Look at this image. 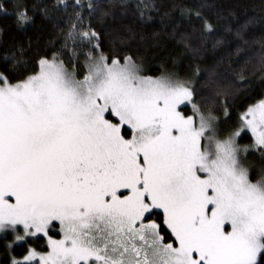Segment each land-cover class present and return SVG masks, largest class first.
<instances>
[{
    "label": "snow or ice",
    "instance_id": "obj_1",
    "mask_svg": "<svg viewBox=\"0 0 264 264\" xmlns=\"http://www.w3.org/2000/svg\"><path fill=\"white\" fill-rule=\"evenodd\" d=\"M13 6L19 26L31 22L24 0ZM75 6L82 62L53 53L27 67L21 48L0 68L8 264H264V169L257 179L246 166L250 150L264 157V99L224 133L192 79L105 54L100 33L77 31L99 6ZM182 14L213 31L200 11ZM246 129L251 145L239 143Z\"/></svg>",
    "mask_w": 264,
    "mask_h": 264
},
{
    "label": "trees",
    "instance_id": "obj_2",
    "mask_svg": "<svg viewBox=\"0 0 264 264\" xmlns=\"http://www.w3.org/2000/svg\"><path fill=\"white\" fill-rule=\"evenodd\" d=\"M15 2L6 0V12L0 11V68L6 56H21V48L27 67L53 53L66 63L83 61L82 53L89 47L68 35L80 11L75 0H24L32 20L22 27L17 24ZM92 2L98 11L91 16L83 12V25L78 23L77 31L90 25L100 33L105 54L132 56L145 75L175 73L192 79L196 102L218 118L222 132L237 129L242 114L264 99V0H143L154 5L143 16L138 8L141 0ZM184 9L200 11L213 31L205 32L203 22L182 14ZM252 141L249 132L239 139L243 145ZM257 157L250 152L248 158ZM256 161L251 170L258 179L264 159ZM4 236H0V264H8L9 259L5 244L12 236Z\"/></svg>",
    "mask_w": 264,
    "mask_h": 264
},
{
    "label": "rangeland",
    "instance_id": "obj_3",
    "mask_svg": "<svg viewBox=\"0 0 264 264\" xmlns=\"http://www.w3.org/2000/svg\"><path fill=\"white\" fill-rule=\"evenodd\" d=\"M150 76H152V75H150ZM246 111H247V110H246ZM243 114H244V113H243ZM243 114H242V115H243ZM240 124H241V122H240ZM239 127H240V125H239ZM239 127H238V128H239ZM219 130H220V128H219ZM235 130H236V129H235ZM220 131H221V130H220ZM245 132H249V133L251 134L252 138H253V135H252V133H251L250 130H247V129H246ZM241 134H242V133H241ZM252 143H253V141H252ZM252 143H251V144H252ZM251 144H250V145H251ZM250 152H254V153H256L257 156H258L256 159H252V160H251V159L248 158V157H249V154L247 155L246 166H249L250 169H252L253 166L255 167V164H256V162H257L256 160H257V159L262 160V159H264V157H262L261 154H260L258 151L250 150ZM250 152H249V153H250ZM4 235H5V234L0 233V236H4ZM10 235H11V234H10ZM11 236H12V235H11ZM57 238H59V237H57ZM12 239H13V236H12L11 240H12Z\"/></svg>",
    "mask_w": 264,
    "mask_h": 264
}]
</instances>
